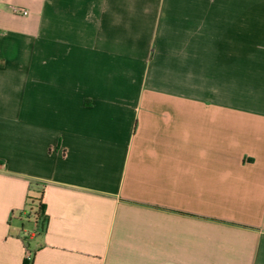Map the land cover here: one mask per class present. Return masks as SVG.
I'll return each instance as SVG.
<instances>
[{
    "label": "crops",
    "instance_id": "0c3cea01",
    "mask_svg": "<svg viewBox=\"0 0 264 264\" xmlns=\"http://www.w3.org/2000/svg\"><path fill=\"white\" fill-rule=\"evenodd\" d=\"M28 255L264 264V0H0V264Z\"/></svg>",
    "mask_w": 264,
    "mask_h": 264
},
{
    "label": "trees",
    "instance_id": "16d2710c",
    "mask_svg": "<svg viewBox=\"0 0 264 264\" xmlns=\"http://www.w3.org/2000/svg\"><path fill=\"white\" fill-rule=\"evenodd\" d=\"M39 202H40V203H39V211L42 212V214H44V215H43V219H42V224H43V226H46L47 221H48V218H47V216L45 215V212H46V205L42 203V199L39 200ZM33 261H34V257L31 256V259H27V260L25 261L24 264H33Z\"/></svg>",
    "mask_w": 264,
    "mask_h": 264
},
{
    "label": "built area",
    "instance_id": "2783aa9c",
    "mask_svg": "<svg viewBox=\"0 0 264 264\" xmlns=\"http://www.w3.org/2000/svg\"><path fill=\"white\" fill-rule=\"evenodd\" d=\"M13 12L16 14H21L27 16L29 13L26 10L20 9V8H13ZM28 259H31V255H28Z\"/></svg>",
    "mask_w": 264,
    "mask_h": 264
}]
</instances>
